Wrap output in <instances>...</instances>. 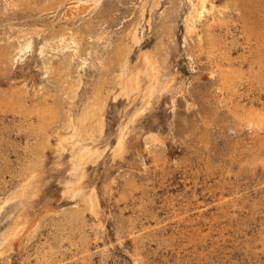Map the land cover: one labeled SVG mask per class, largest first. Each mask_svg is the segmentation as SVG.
<instances>
[{"label": "rangeland", "instance_id": "obj_1", "mask_svg": "<svg viewBox=\"0 0 264 264\" xmlns=\"http://www.w3.org/2000/svg\"><path fill=\"white\" fill-rule=\"evenodd\" d=\"M48 1L0 0V53L12 50L25 32L33 37L30 52L12 62L0 60V94L19 93L28 103L46 96L61 110L46 129L44 144L35 143L34 132L21 128L11 112L0 110V203L20 184L31 162L38 160L33 164L39 173L35 195L24 209L32 226L14 240L9 253L0 255V264H264V128L253 131L240 120L264 104V64L248 54V45L264 29V0H212L213 11L196 20L191 34L183 20L190 2L178 0L171 35L167 15L177 0H158L152 11L153 0H99L96 8L85 0L78 7L86 11L73 20L62 14L76 0ZM249 2L251 9L259 6L251 11L252 19L247 18ZM215 13L222 19L212 22ZM84 22H90L91 33L102 32L106 38L84 36L78 55L70 58V77L80 78L70 100L59 90L57 74L43 72L41 65L46 59L58 64L72 48L48 49L42 55L38 47L49 31ZM133 27L140 38L130 61L166 44L174 88L129 123L121 156L113 155L117 130L141 101L108 95L102 133L90 143L102 152L87 164L85 175L99 208L96 214L84 211L83 223L69 221L65 211L81 207L61 195L68 152L57 156V134L68 130L66 114L72 120L81 111L99 75L111 77L104 61L116 44L129 40ZM14 205H1L0 233L11 223Z\"/></svg>", "mask_w": 264, "mask_h": 264}, {"label": "bare ground", "instance_id": "obj_2", "mask_svg": "<svg viewBox=\"0 0 264 264\" xmlns=\"http://www.w3.org/2000/svg\"><path fill=\"white\" fill-rule=\"evenodd\" d=\"M55 1L57 2V0H55ZM62 1L66 2L67 0L66 1L65 0H59V4H62L63 3ZM179 1L177 0L175 7L167 15L170 19L168 18L167 22L165 21L167 24L168 31H169L170 35L173 34V31H172L173 23L175 20V16L177 15V11L179 10L178 8H180L179 6L181 3H179ZM187 1L190 2V7H189L185 17L183 18V20H184V28L186 30V33L191 34V33L195 32L196 20H198V19L200 20L201 18L205 17L207 14H210V11L211 10L213 11V9H214V4H213L212 0H195V1L193 0V2H192V0H187ZM242 1H241V3H242ZM247 1H249V0H247ZM48 2L50 3L51 0H49ZM76 2L78 3L77 5L69 6L66 9V11L62 14V17H64L63 19H70V20L72 19L73 20L77 16L82 15L84 13V11H86L85 8L84 9L81 8L82 9V11H81V10H79L80 7H78L79 4H82L83 2L85 3V0H76ZM98 2H99V0H91L90 6H93L96 8V5ZM157 3H158V0H153L149 10L152 11V9L157 5ZM239 3H240V1L238 2L237 5H240ZM249 3L250 4L247 5V9L250 11V13H248L247 18H251L253 16L252 13L256 12L259 8V6H258V8H257V6H255L254 9H251V7H253L254 5L252 4V2H249ZM59 4L58 5L56 4V5L59 6ZM245 4H246V1H245ZM53 5H55V4H53ZM44 6H46V5L44 4ZM49 6H51V5H49ZM83 7H85V6H83ZM86 8H87V6H86ZM144 8H145L144 6L141 8V11H140L141 17L143 16ZM50 9H53V8H50ZM247 9H245V11ZM53 10H55V9H53ZM149 10H147V11L149 12ZM251 11H253V12L251 13ZM35 13H37V12H35ZM217 15L218 14H216V13L212 15V17H211L212 22L222 19V18H219V16H217ZM262 16L263 15H261V17ZM93 18L94 17H92V19ZM257 19H262V18L257 17ZM85 21H88V19ZM249 21H250V19H249ZM251 22H253V21H251ZM25 23H27V22H25ZM51 24H52V21H51ZM84 24H85V22H84ZM263 24H261V26ZM259 25L260 24H258V26ZM74 26L75 27H73V26L72 27L61 26V29L59 28L57 30L53 29V30L49 31L48 35L44 36L43 42L42 43L40 42L41 44L38 47L39 54L42 53V55L48 49L49 50L58 49L61 51V50H70L72 48V51L70 53H67L68 54L67 59H65L61 62H58V64H54V63L51 64L49 59H46V61L44 62V65H41V68L44 69L43 72H46L49 75L50 74H57V76H56V79H57L56 82L58 84L57 86H60L59 90L62 91V94H65L64 97H66L67 99H70V100L74 97L76 89L80 83V78H73L72 79L70 77L71 72H70L69 67H68V65L70 64V60H71L70 58L75 56V55H78L79 45L81 43V40L84 39L83 38L84 36H87L88 38L89 37H91V38L96 37L97 39L104 38L101 35L102 32L91 33V31H93V30L91 29L90 22H88L85 25H82V27L80 25H79L80 27H76L77 25H74ZM254 26L255 25H253V27ZM34 27H36V25ZM137 28L133 27V29L129 33V37H128L129 40L124 42V43L121 42V44L120 43L116 44L114 50L111 53V56L107 57L106 60L104 61L105 64L103 66V69L104 70H110L111 71L110 72L111 77L108 76L109 77L108 78L107 76H105L103 74L99 75L96 83L94 84V86L92 88L91 94L88 95L86 101L84 103H82L83 105H82L81 111L78 114H76L72 120H71V116H70L69 112L66 114L65 121H63V122H64V126H65L64 128H66L68 130L65 131L64 133H58L57 134L56 148H55L57 156L61 157L62 153L64 151L68 152V154H67V163L68 164H67V169H66L67 174L62 179H60V181H59V183L61 185V195L65 199H71V201L75 200L81 207L78 209H70V210L67 209L68 211H65V215H67V219H69V221L73 220V221H76V223H78V222L83 223L84 222V211H88L91 214H96V212L98 211V208H99L98 202H97V199H96V196L94 194L93 189L87 185L88 184L87 182L85 183V175H86L87 164L97 160V158L101 155V152H102V149L98 150L97 148H95L93 146V144H90V143H95V141L98 139L97 137L100 136L102 133L103 125H104V118H105L103 116L104 110H105L104 106H105V102H106L108 95L109 94L113 95L114 99H116L118 96H120V97H125L129 101L135 100L136 98H139L141 101V106L139 108H137V110H135L133 114L131 113V115L129 117V121L124 125H119V128L117 130L114 147H112L113 148V155L114 156H121L123 154V152L125 151V136H126L127 131L129 129L128 128L129 123H132V121L136 118V116L141 114L143 112V110L150 105V103H152L154 100L158 99L161 95L168 93V92L170 93V90L172 88H174V83H173L174 75L171 72V70L169 69V63L167 61L168 47H166V44H165V46H163L162 44H159L157 46V48H155L154 50L140 53L138 58L136 59V61L134 63H132L130 61L131 60L130 59L131 56H129L130 51L132 50L134 45H137L139 43L140 32H137ZM245 28H246V26H245ZM10 29H11V27H10ZM19 29H20V27H19ZM37 29L39 30V28H37ZM42 29H44V28H42ZM259 29H257V31ZM263 30H262V32L259 31L260 33L257 35L258 41L256 43H254V45H250V44L248 45L249 46L248 50L250 52L248 54L252 57V61H254L256 64L258 63L259 66L264 64V32H263ZM252 31L255 32L254 29ZM17 32H19V31H17ZM45 32H46V30H45ZM35 33H38V32H35ZM248 33H249V31H248ZM30 34L31 33L25 32V34L22 36V40H20V41L18 40V42L15 43V45L13 46L12 50L10 49V51H9V49L8 50L6 49V51L0 53V60L3 61V60L7 59V60H10L12 62L14 59L21 58L24 54L30 52V50H32V38H33V37L31 38V36H29ZM11 38H12V36H11ZM200 38H199V40H200ZM246 39H248V38H246ZM51 40H53L52 43H50ZM201 44H199V45H201ZM7 46H10V45H7ZM86 53H87V51H86ZM40 57H42V56L40 55ZM84 57H85V55H84ZM244 57H245V55H244ZM52 58H53V56H52ZM225 61H226V59H225ZM85 62H86V59L82 58L81 64H84ZM102 62L103 61L99 58V63H102ZM259 66H257V68ZM37 73H39V72H37ZM31 83H33V82L31 81ZM88 86H90V85H88ZM15 89H17V87ZM46 98L47 97L44 96V100L41 102L34 101L31 103H28V101L26 100V97L21 96V94H19V93H15V92L3 93V94H0V110L11 112L14 116H16L18 118V121L20 122L21 128H22V126H26L27 128H29L30 130H32L34 132L33 134H34L35 143L38 142V144H44L43 142L48 141V139H47L48 135H47L46 129L49 127V125H51V123H53L56 119H58L59 115L61 114V110L59 109L58 103L48 102V100H46ZM67 107H69V106H67ZM258 109L259 110L254 109V111L249 110V111L245 112L244 114L240 115V120L243 123H245V125H247V128L249 127L253 131H257V129L259 130L260 128H262V129L264 128V104L261 107H259ZM62 120H63V118H62ZM239 129H240V127H239ZM51 130H52V128H51ZM21 131L24 132V130H22V129H21ZM251 135H253V134H251ZM49 137H50V135H49ZM150 139H151V137H150ZM154 140H156V139H154ZM87 141H88V143H86ZM34 145H36V144H34ZM38 146H40V145H38ZM41 146H43V145H41ZM43 147H45V145ZM38 148H40V147H38ZM38 148H37V150H38ZM262 150H264V148ZM33 153L34 152H32V154ZM27 154H28V152H27ZM39 155H38V157H39ZM31 157H33V156L31 155ZM37 161L38 160L31 162L32 163L31 165L29 164L30 166L27 168V170H26L27 172H26L25 176H23V180H20V184L16 185L15 188H12V190L8 194L6 193L7 195L4 198V200L3 201L1 200L2 201L1 202L2 204L0 203L1 205H4L6 203H10V202L11 203L13 202L15 204L14 207H12L13 209H15V211H14V215L12 216L11 223L8 225L7 228H5V230L2 233H0V255L1 256H2V254L10 251L12 249L14 240L18 236H20L21 234L23 235L24 232L27 231V228H29V226H32V223L29 222V219L24 215V209L27 207L28 203L31 201L32 197L35 195V189H36L35 185H36L37 180L39 179V173L36 171V166L34 167L33 163H35V165H36ZM25 164H26V162H25ZM26 166H28V165L26 164ZM1 205H0V209L2 207ZM9 206L7 208H10ZM7 208H6V211L8 210ZM12 212H13V210H12ZM35 222H36V220H35ZM37 227H39V226H37ZM25 233H27V232H25ZM25 235H23V236H25ZM28 235H30V234H28ZM81 238H83V237H81ZM85 241H86V239H85ZM1 256H0V258H1Z\"/></svg>", "mask_w": 264, "mask_h": 264}]
</instances>
